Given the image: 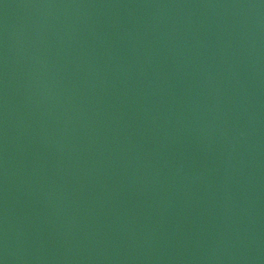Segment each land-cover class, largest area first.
<instances>
[{
    "label": "water",
    "instance_id": "obj_1",
    "mask_svg": "<svg viewBox=\"0 0 264 264\" xmlns=\"http://www.w3.org/2000/svg\"><path fill=\"white\" fill-rule=\"evenodd\" d=\"M0 264H264V0H0Z\"/></svg>",
    "mask_w": 264,
    "mask_h": 264
}]
</instances>
